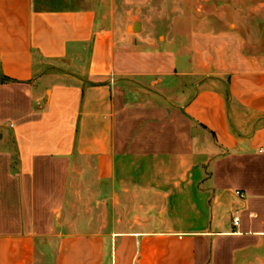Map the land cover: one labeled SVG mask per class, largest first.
Here are the masks:
<instances>
[{"label":"crops","instance_id":"1","mask_svg":"<svg viewBox=\"0 0 264 264\" xmlns=\"http://www.w3.org/2000/svg\"><path fill=\"white\" fill-rule=\"evenodd\" d=\"M244 2L0 0V264H264ZM98 187L113 230L75 231Z\"/></svg>","mask_w":264,"mask_h":264},{"label":"rangeland","instance_id":"2","mask_svg":"<svg viewBox=\"0 0 264 264\" xmlns=\"http://www.w3.org/2000/svg\"><path fill=\"white\" fill-rule=\"evenodd\" d=\"M194 3L191 4V10L193 9L196 10L197 9V4H196V0H193ZM259 1H264V0H257L255 2L253 1H248L245 0V2L243 4H240L238 6L244 8L246 10L245 14H247L248 12L253 13V11L251 10L254 7H257L259 4ZM237 4L232 5L234 7H236ZM231 6V4H230ZM263 14H264V10H263ZM254 15V14H253ZM99 188V187H98ZM105 189L104 188H99V196L101 197H97L94 199H92L90 201V206L87 207V205H81L79 207V205L77 207H75V219L81 221H87L89 224L85 223H78V228H75V231L77 230H96V231H109V230H113V224L115 223L114 220H117V216H118V210L114 209V206L112 204L111 201H108L107 204H104L103 201V195ZM99 199V201L97 202L96 200ZM81 208H84L85 210H81ZM73 213H69V217L74 218ZM105 225H107V227H104ZM121 228L116 227V230H120Z\"/></svg>","mask_w":264,"mask_h":264},{"label":"built area","instance_id":"3","mask_svg":"<svg viewBox=\"0 0 264 264\" xmlns=\"http://www.w3.org/2000/svg\"><path fill=\"white\" fill-rule=\"evenodd\" d=\"M241 197H245L246 195H245V193H243V192H237ZM234 222H235V224L236 225H238L239 224V219H238V217H235L234 218Z\"/></svg>","mask_w":264,"mask_h":264}]
</instances>
